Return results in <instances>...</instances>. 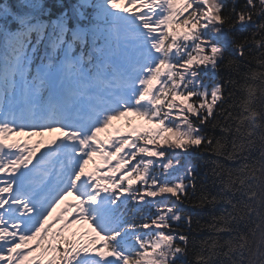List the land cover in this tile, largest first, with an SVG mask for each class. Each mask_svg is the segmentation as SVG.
<instances>
[{
    "label": "snow or ice",
    "instance_id": "obj_1",
    "mask_svg": "<svg viewBox=\"0 0 264 264\" xmlns=\"http://www.w3.org/2000/svg\"><path fill=\"white\" fill-rule=\"evenodd\" d=\"M0 264H264V0H0Z\"/></svg>",
    "mask_w": 264,
    "mask_h": 264
},
{
    "label": "trees",
    "instance_id": "obj_2",
    "mask_svg": "<svg viewBox=\"0 0 264 264\" xmlns=\"http://www.w3.org/2000/svg\"><path fill=\"white\" fill-rule=\"evenodd\" d=\"M5 2H10V0H5ZM193 214H194L197 218H199V217H201V216L203 215V212H202V210H200V209H196V210H194Z\"/></svg>",
    "mask_w": 264,
    "mask_h": 264
}]
</instances>
